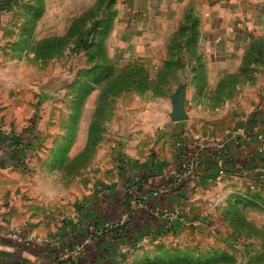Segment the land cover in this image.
Returning a JSON list of instances; mask_svg holds the SVG:
<instances>
[{
	"label": "crops",
	"instance_id": "crops-1",
	"mask_svg": "<svg viewBox=\"0 0 264 264\" xmlns=\"http://www.w3.org/2000/svg\"><path fill=\"white\" fill-rule=\"evenodd\" d=\"M262 2L264 0H116L113 7L116 15L111 24L114 37L117 35L115 40L124 35V28L136 25L154 27L153 39H158V53L164 51L168 37L177 28L191 26L194 31H189L193 35L189 38L190 47L199 45L202 49L208 46L206 51L210 54H222L231 50L229 46L235 41L231 31H240L243 18H259L260 12L264 13ZM121 25L123 29L119 30ZM7 43L0 30V264H116L121 253H125L123 264H138L141 259L136 258L138 248L143 256L153 251L156 253L157 248L162 247L157 243L163 238H173L179 232L183 234L195 228L186 223L189 218L205 225L203 221L206 218L201 214L209 210L213 211L210 216L216 214L219 196L224 200L229 195L222 189L246 179L247 171L243 174V171H229L215 183L213 177L217 168L216 171L210 170L212 160L209 152L227 153L230 167H252V176L262 165L256 144L251 145L250 141L257 143L256 134L264 133V109H260L261 122L250 118V122L245 121L243 126L247 132L223 139V142L205 140V136L193 131L192 120L171 119L177 91L169 90L170 82H164L169 81L165 72L177 70L178 61L172 58V54H132L134 56L130 58L142 60L140 64L147 71L145 88L108 95L109 99L115 97L114 110L106 118L110 140L102 147L97 145L94 152L91 149L90 159H84L81 152L88 147L85 137L88 130L87 127L81 129L78 121L66 155L56 160L52 152L63 143L69 128L44 127V136L34 146L35 129L26 135L20 134L35 110L33 101L38 94L34 92L36 87L33 83L36 79L34 76L22 81L26 88L34 89L24 91L19 88L21 78L14 63L17 59L8 58L14 52L13 46L10 48ZM220 43L225 44V50ZM107 55L112 58V55ZM107 61L112 65V73L101 82H90L94 79V71L98 70L95 62L85 66L81 74L84 77L82 82L92 87L97 100L100 89L121 73H116L115 64L108 58ZM50 68V63L44 64V70L49 71ZM54 78L60 83L66 81L62 77ZM54 78L49 74L48 83L51 84ZM37 84L39 91L42 85ZM9 91V103L3 107L5 94ZM11 119L17 127L14 131L10 127ZM55 133L58 138H52ZM13 135H20L19 142L29 148L19 147ZM177 141L180 143L176 146ZM36 153L41 158L36 157ZM77 155L79 164L74 168L78 174H69L72 167L68 164ZM219 161L217 157V163ZM191 162L195 163L194 167L190 166ZM254 163H258V167H253ZM17 164L29 167L31 174L22 176ZM56 182L77 183L79 192L71 195L67 190L62 193L57 190L39 191L42 183ZM98 182L101 186L97 185ZM133 190L135 192L130 198ZM69 198L82 201L77 210L69 206ZM123 201H126L127 209ZM174 212L178 215L175 216ZM260 213L264 214V210ZM122 215L128 216L126 228L129 231L142 234L135 245L131 244L133 234L129 233L126 241H120L113 237L111 228L104 227L105 223H115ZM229 215L233 219H228ZM237 215L235 210L220 211L219 219L227 226L228 232L235 230L233 223ZM176 223L180 225H173ZM261 224L262 237L258 236L253 242L263 251L264 222ZM13 231L31 235L34 240L29 243L13 240L9 236ZM44 238L48 240H41ZM79 245H83L81 250ZM153 246L154 250H149ZM259 264H264V261Z\"/></svg>",
	"mask_w": 264,
	"mask_h": 264
},
{
	"label": "rangeland",
	"instance_id": "rangeland-1",
	"mask_svg": "<svg viewBox=\"0 0 264 264\" xmlns=\"http://www.w3.org/2000/svg\"><path fill=\"white\" fill-rule=\"evenodd\" d=\"M115 3L116 0H0V18L3 22L0 24V30L10 48L13 46L14 54H9L8 58L17 59L14 63L21 78L19 88L24 91L34 89L26 88L22 84V81L25 82L34 76L35 87L37 88V82L42 85L39 91L34 89L38 94H35L38 98L35 97L33 101L35 110L32 117L24 123L20 133L26 135L35 129L33 146L44 136V127L69 128L63 143L57 145L52 152L56 160L63 158L68 146L73 142L72 132L78 121L81 129L87 127L88 130L85 136L88 147L81 152L84 159H90L97 145L102 147L104 142L110 140L106 118L108 113L114 110L115 97L109 99L105 94L102 99L97 100L93 89L82 82L83 68L89 67L93 62H102L98 55L89 61L88 54H105V59L108 58L115 64L116 73H122L124 68H129L134 63H142V60L130 58L134 56L132 54H172V58L178 61L177 70L173 67L174 71L165 72L169 81L164 83L170 82L168 89L172 92H183L186 118L181 121L192 120L190 122L193 131L205 136V140L223 142V139L227 140L231 136H242L247 132L246 126V130L243 127L245 121L248 122L250 118L256 122L262 121L264 17L261 16L264 13L260 12L259 18H243L240 31H231L235 40L229 46L231 50L228 49L222 54H210L206 51L208 46L202 48V44V49H199V45L190 47L189 38H193L190 32L193 33L194 28L187 25L177 28L168 37L164 51L162 49L163 52L158 53V39H153L156 32L154 27L136 25L124 28V35L115 40L117 35L114 37L111 24L116 15L113 9ZM261 4L264 5L263 2ZM121 29L123 25L119 28ZM220 46L225 50L224 43H220ZM107 54L112 55V58ZM47 63L51 65L49 71L44 70V64ZM49 74L52 78L62 77L66 81L60 83L54 78L50 84ZM9 93L11 91L5 94L3 107L9 103ZM49 115L50 120L47 121ZM10 127L12 131L17 128L14 119L10 120ZM14 137L17 138L19 147L29 148L19 142L20 135ZM53 137L58 138V135L55 133ZM253 142L250 141L251 145L256 144L257 154L263 161L261 167H258V163L252 165L260 168L255 171L256 175L252 176V167L247 165L245 168H241V165L230 167L227 153L221 152L219 159L225 173L243 171V174L247 171L246 179L242 178V181L238 180L237 183L222 189V192H229V195L224 200L219 196L220 205L216 214L210 216L212 210L200 213L206 218V221H203L205 225L194 226L191 232H179L173 238H163V241L157 243L162 247L157 248L156 253L153 251L155 246L150 247L149 250L153 252L145 256L138 248L136 258H141L138 264H200L198 262H202L207 253L211 255L215 252L227 253L235 264H245L251 252H260L253 240L259 238L258 236L262 237L259 227L264 222V214L260 213V210H264V152L258 140L257 143ZM251 145L248 146L250 151ZM35 155L41 158L38 153ZM75 164H79V155L68 164L72 167L69 174H78L74 168ZM16 168L22 176L31 174L30 168L23 164H17ZM41 185L39 191L57 190L62 193L67 190L71 195L79 192V184L72 182ZM97 185L101 186L99 182ZM79 202H82L79 198L68 200L69 206L75 210ZM221 210H235L238 215L233 224L240 226L242 231L237 227L228 232L227 226L219 219ZM80 211L83 213V210ZM174 215L177 216L178 213L174 212ZM229 218L233 219L230 215ZM121 219L123 223L127 222L128 216L122 215L116 222ZM185 221L190 224L195 219L189 218ZM193 239L195 241L191 243ZM82 248L83 245H79V249ZM124 254L121 253L120 256L124 257Z\"/></svg>",
	"mask_w": 264,
	"mask_h": 264
},
{
	"label": "trees",
	"instance_id": "trees-1",
	"mask_svg": "<svg viewBox=\"0 0 264 264\" xmlns=\"http://www.w3.org/2000/svg\"><path fill=\"white\" fill-rule=\"evenodd\" d=\"M96 55L101 57V59L99 60H102V62L95 64L97 65L95 68H97L98 70L94 71L95 73L94 79L91 80L90 82H101L103 79L107 78L112 73V65L110 62L107 61V59H105V54H88V60L92 61ZM146 79H147L146 69L140 63H134L129 68L124 70L122 73L118 74L114 79H112L111 83L108 86H105L102 89L99 99H102V97L105 94L116 95L126 90L144 89L145 88L144 86L146 84ZM87 86H90V85H87ZM251 134H253V132ZM209 155H210L209 158L212 160V162H210L211 165L209 168L211 171H216L215 169L216 168L218 169L217 157H219L220 154H218V152L214 150V151L209 152ZM227 161L225 160V163H227ZM136 189L137 188H135V190ZM134 192L135 191L133 190V192L129 194L130 198ZM126 201H128V198L126 199ZM126 201H123V205L127 209L128 206H126ZM173 225L175 226L180 225V223H176ZM237 227L239 228V230L242 231V228H240V226H236V228ZM111 230L113 231V234L115 235L113 237L118 238V240L120 241H126L127 240L126 237L129 235V233L133 234L134 240L131 239L132 240L131 244L133 245H135L137 241L140 239V237L142 236L141 233L129 231L126 228V222L115 225L114 227L111 228ZM206 255L203 258L202 262L200 261L198 263L200 264H235L233 263V260L230 257V255L224 252H219V253L215 252L211 255L207 253ZM261 261H264V250L258 253L256 251L251 252L247 257L245 264H259Z\"/></svg>",
	"mask_w": 264,
	"mask_h": 264
},
{
	"label": "built area",
	"instance_id": "built-area-1",
	"mask_svg": "<svg viewBox=\"0 0 264 264\" xmlns=\"http://www.w3.org/2000/svg\"><path fill=\"white\" fill-rule=\"evenodd\" d=\"M256 140H258L261 148H262V151L264 152V134L263 133H258L256 134L255 136ZM180 142H176V146L179 145ZM221 161H219L218 163V169H217V172L215 174V176L213 177V181L215 183L221 181L225 175V171H224V168L223 166L221 165L220 163ZM195 163L191 162L190 163V166L191 167H194ZM123 223V219H121L120 221L116 222L115 224H110V223H105L104 224V227L105 228H112L114 227L115 225L117 224H122ZM191 226L193 225L194 226H198L200 224V221H193L190 223ZM9 236L13 239V240H16V241H20V242H25V243H29L30 241H33L34 240V237L31 236V235H20L19 231H13V232H10L9 233ZM43 241H46L48 239L44 238V239H41ZM78 249H79V246H78ZM80 250V249H79ZM116 264H123V257L122 256H118L117 259H116Z\"/></svg>",
	"mask_w": 264,
	"mask_h": 264
},
{
	"label": "water",
	"instance_id": "water-1",
	"mask_svg": "<svg viewBox=\"0 0 264 264\" xmlns=\"http://www.w3.org/2000/svg\"><path fill=\"white\" fill-rule=\"evenodd\" d=\"M170 117L172 120H183L186 118L184 111V94L182 91H178L174 96Z\"/></svg>",
	"mask_w": 264,
	"mask_h": 264
}]
</instances>
